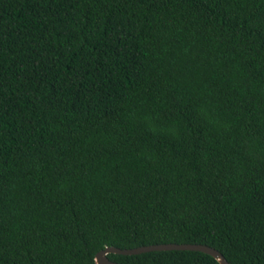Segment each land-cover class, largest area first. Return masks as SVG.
<instances>
[{
	"label": "trees",
	"instance_id": "obj_1",
	"mask_svg": "<svg viewBox=\"0 0 264 264\" xmlns=\"http://www.w3.org/2000/svg\"><path fill=\"white\" fill-rule=\"evenodd\" d=\"M161 243L264 264V0H0V264Z\"/></svg>",
	"mask_w": 264,
	"mask_h": 264
},
{
	"label": "water",
	"instance_id": "obj_2",
	"mask_svg": "<svg viewBox=\"0 0 264 264\" xmlns=\"http://www.w3.org/2000/svg\"><path fill=\"white\" fill-rule=\"evenodd\" d=\"M155 250H194L201 251L213 256L219 264H229L224 256L216 249L197 243H161V244H151V245H142L133 248H119L115 246H107L104 249L100 250L95 255L96 264H119L107 258L108 253H117V254H140L148 251Z\"/></svg>",
	"mask_w": 264,
	"mask_h": 264
}]
</instances>
